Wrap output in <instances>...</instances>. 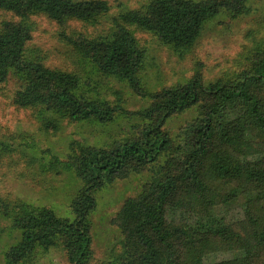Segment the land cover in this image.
Here are the masks:
<instances>
[{
    "label": "trees",
    "instance_id": "trees-1",
    "mask_svg": "<svg viewBox=\"0 0 264 264\" xmlns=\"http://www.w3.org/2000/svg\"><path fill=\"white\" fill-rule=\"evenodd\" d=\"M248 1L150 0L143 11L121 15L110 37L62 35L101 73L124 80L151 104L134 113L143 122L135 129L136 139L116 142L109 149L87 148L72 158L81 183L71 205L73 219L50 208L26 211L14 219L22 239L5 254L6 264H20L38 249L47 252L59 243L69 264H90L94 250L88 219L97 208L95 191L132 171L154 167L167 153L161 176L128 198L112 221L123 237L119 262L264 264V49L254 54L251 68L236 80L206 86L198 73L178 88L151 94L140 77L146 52L129 28L151 32L162 45L188 52L205 24L222 12L249 15ZM0 9L21 19L44 14L63 25L70 19L92 21L111 7L105 0H0ZM31 37L22 22L8 21L0 30V89L12 69L27 81L14 104L41 105L77 123H112L121 108L78 97L75 75L23 57ZM191 108L198 109L197 117L184 128L183 143L175 147L164 126ZM241 200L240 219L228 221L219 214L221 207Z\"/></svg>",
    "mask_w": 264,
    "mask_h": 264
},
{
    "label": "rangeland",
    "instance_id": "rangeland-1",
    "mask_svg": "<svg viewBox=\"0 0 264 264\" xmlns=\"http://www.w3.org/2000/svg\"><path fill=\"white\" fill-rule=\"evenodd\" d=\"M105 1L111 7L106 15L88 22L70 19L63 25L44 14L21 19L0 9V30L8 21L22 22L31 30L32 37L23 53L27 61L75 75L79 80L75 91L78 97L122 109L112 123L101 125L95 120L73 122L66 113L41 105L21 108L14 104V98L26 86V76L10 71L0 89V264H6L5 254L22 239V231L13 227V221L26 211L50 208L60 217L73 219L71 205L81 183L76 179L72 158L87 148L109 149L116 142L136 139L135 129L143 122L134 113L151 104L149 98L138 96L124 80L101 73L62 37L82 36L89 40L110 37L121 15L143 11L150 2ZM248 5L252 10L249 15L234 17L222 12L206 23L188 52L164 46L155 34L129 26L146 52L140 71L144 88L151 94L178 88L198 73L208 86L236 80L249 70L254 54L264 49V0H249ZM197 113V108H191L172 116L165 124L175 147L183 143L182 132ZM169 156L164 154L154 167L132 171L95 191L97 208L88 219L94 250L90 264H121L123 237L112 221L128 198L138 196L144 186L161 176V165ZM241 204L242 200L221 207L219 214L228 221L238 220L243 216ZM20 264L69 263L59 243L47 252L38 249Z\"/></svg>",
    "mask_w": 264,
    "mask_h": 264
}]
</instances>
